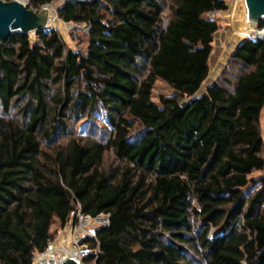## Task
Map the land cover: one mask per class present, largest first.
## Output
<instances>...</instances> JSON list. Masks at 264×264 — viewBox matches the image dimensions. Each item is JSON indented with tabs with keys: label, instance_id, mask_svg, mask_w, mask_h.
Returning a JSON list of instances; mask_svg holds the SVG:
<instances>
[{
	"label": "trees",
	"instance_id": "trees-1",
	"mask_svg": "<svg viewBox=\"0 0 264 264\" xmlns=\"http://www.w3.org/2000/svg\"><path fill=\"white\" fill-rule=\"evenodd\" d=\"M225 10L66 0L59 19L90 25L85 51L53 28L0 45V264H34L54 220L65 227L78 208L110 217L84 242L85 264H264V38L242 41L200 95L219 31L210 14ZM158 80L174 90L160 105ZM84 121L90 135L76 137ZM109 152L120 165L106 169Z\"/></svg>",
	"mask_w": 264,
	"mask_h": 264
},
{
	"label": "rangeland",
	"instance_id": "rangeland-1",
	"mask_svg": "<svg viewBox=\"0 0 264 264\" xmlns=\"http://www.w3.org/2000/svg\"><path fill=\"white\" fill-rule=\"evenodd\" d=\"M66 0H60L57 2H54L53 5L47 6L46 9H49L53 12V18L54 21L51 23L52 27H55V29L60 33L61 37L65 41L68 48L74 50V51H85L88 46V36L86 32L81 28H74L72 26H67L68 24L64 23L57 17V7H59L61 4H63ZM238 0L230 1L227 4V10L221 11L220 13H216L215 17L212 19H215L219 25V31L214 36L213 41V51L210 57L209 66H210V76L206 80V82L203 84L202 90L206 88L207 85L217 82L224 74V72L229 68L230 65V59L233 51L235 48L246 38L253 36L252 33H246L242 38L240 37V34L242 31H240V26L237 24V20L232 19V17L229 16L231 13V7L233 4H235ZM28 6H30L28 4ZM244 7V6H243ZM244 15L245 9H243ZM169 20V13H165V19H164V25L168 23ZM249 24L246 23L244 25L243 30L249 29ZM239 28H238V27ZM259 33L261 35H264V30L259 29ZM36 35H31V40H36ZM241 39H240V38ZM250 39V38H249ZM205 92V91H204ZM174 95V90L165 82L158 80L154 86L153 89V97L152 100L157 105H160V99L161 97H169ZM263 116V115H262ZM263 118V117H262ZM94 120L98 121L102 129L106 130V121L102 114H98L95 116ZM89 125L84 122H80L75 128L76 137L80 138H87L90 135L89 130L87 128ZM138 128V127H137ZM105 167L106 169L116 167L120 165L114 154L112 152H109L106 154L104 159ZM262 172H255L253 173L250 178L259 179L261 178ZM254 190V187L249 186L246 188V192L250 193ZM76 216L70 218V221L66 224L65 227H61L60 223L57 220H54L52 227H51V233L53 234V242L50 244V248L54 244H59L61 240L63 239L65 242L64 247L62 246L60 249H58L56 252V257H64V249H70L73 248L74 242L76 241V230H78L76 225ZM87 227L86 229H91L92 231L95 230L93 225H85ZM86 232L81 233L79 237L86 234ZM69 241V242H68ZM55 247V246H54ZM49 251V250H48ZM47 251V252H48ZM40 254H37L34 259V264L36 262V258ZM38 263V262H36ZM42 263V262H40ZM83 264H85L83 262Z\"/></svg>",
	"mask_w": 264,
	"mask_h": 264
},
{
	"label": "water",
	"instance_id": "water-1",
	"mask_svg": "<svg viewBox=\"0 0 264 264\" xmlns=\"http://www.w3.org/2000/svg\"><path fill=\"white\" fill-rule=\"evenodd\" d=\"M245 4L247 8V20L252 22L257 28L261 23L264 24V0H245ZM60 8L61 5L57 7L58 18ZM48 13L49 9H46V7L37 12L19 1L0 0V45L6 44L14 33H26L30 36L33 34L35 36L41 30L55 29V27L49 25ZM256 36L261 37V34L258 33ZM213 84H209L204 90H201L200 95ZM60 264H77V262L73 258H67Z\"/></svg>",
	"mask_w": 264,
	"mask_h": 264
},
{
	"label": "built area",
	"instance_id": "built-area-1",
	"mask_svg": "<svg viewBox=\"0 0 264 264\" xmlns=\"http://www.w3.org/2000/svg\"><path fill=\"white\" fill-rule=\"evenodd\" d=\"M11 1H19L24 3L25 5H30V0H11ZM225 3H228L230 1L233 0H221ZM216 13H220V12H215V13H211L210 17L214 18ZM67 26H72L74 28H81L83 29L86 33L89 31L90 29V25L89 24H75V23H71L68 24ZM264 30V29H263ZM258 34V33H256ZM256 34H254L253 36H250L248 38L250 39H254L257 38ZM260 38H264V35H261ZM264 174V171H263ZM72 217L76 216V225L78 230H76V241L74 242L73 245V259L77 262V264H83L84 260H86L87 258H89V256L92 254V250L89 248L88 245H85L84 242L88 239V238H95L96 237V233L98 230H100L103 227H106L109 225L110 223V217L108 215H99L97 217H91L88 215H85L82 213L81 208H78L77 211L73 212L71 214ZM93 225L95 230H91V229H86L87 227H85V225ZM86 234L82 235L81 237L80 234L86 232ZM54 258V257H53ZM53 262L51 264H60L63 261V257H55V259L52 260Z\"/></svg>",
	"mask_w": 264,
	"mask_h": 264
},
{
	"label": "bare ground",
	"instance_id": "bare-ground-1",
	"mask_svg": "<svg viewBox=\"0 0 264 264\" xmlns=\"http://www.w3.org/2000/svg\"><path fill=\"white\" fill-rule=\"evenodd\" d=\"M244 6V7H243ZM54 7V5H53ZM231 13L229 14L230 17H232V19H235L237 20V24L241 25L240 26V31L241 34H240V37L242 38V36H244L247 32L248 33H252V34H256V33H259V30L258 28L252 23L250 22L249 20H247V8H246V4H245V0H238L235 4L232 5L231 7ZM243 9H245V15L243 13ZM48 16H49V25L51 26V23L54 21L53 18V12L51 10H49V13H48ZM234 19V20H235ZM246 23H250L249 24V29H246L245 31L243 30L244 28V25ZM52 27V26H51ZM238 27V26H237ZM239 28V27H238ZM32 35V34H31ZM239 37V38H240ZM240 38V39H241ZM65 242L67 241H64L63 239L61 240V242L59 244H54L51 249H49L48 252H46L45 254H42V255H39L37 258H36V264H51L53 261V259H55L56 257V254H57V250L60 249L62 246L64 247V244ZM69 242V241H68ZM55 246V247H54ZM50 248V247H49ZM65 248V247H64ZM65 252H64V257H63V260L67 259V258H72L73 257V249L71 248L70 249H64ZM54 257V258H53ZM42 262V263H40Z\"/></svg>",
	"mask_w": 264,
	"mask_h": 264
},
{
	"label": "crops",
	"instance_id": "crops-1",
	"mask_svg": "<svg viewBox=\"0 0 264 264\" xmlns=\"http://www.w3.org/2000/svg\"><path fill=\"white\" fill-rule=\"evenodd\" d=\"M262 126H263V132H264V112H263V116H262Z\"/></svg>",
	"mask_w": 264,
	"mask_h": 264
}]
</instances>
